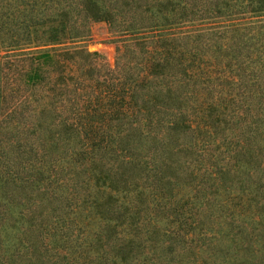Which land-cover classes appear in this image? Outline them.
Returning <instances> with one entry per match:
<instances>
[{"label": "trees", "instance_id": "16d2710c", "mask_svg": "<svg viewBox=\"0 0 264 264\" xmlns=\"http://www.w3.org/2000/svg\"><path fill=\"white\" fill-rule=\"evenodd\" d=\"M0 51V264H264V0H0Z\"/></svg>", "mask_w": 264, "mask_h": 264}, {"label": "rangeland", "instance_id": "374dc122", "mask_svg": "<svg viewBox=\"0 0 264 264\" xmlns=\"http://www.w3.org/2000/svg\"><path fill=\"white\" fill-rule=\"evenodd\" d=\"M116 38L105 23H90L85 38L70 44L82 46L88 52L98 53L108 68L111 69L114 66L116 56V43L114 42ZM4 54L0 51V56Z\"/></svg>", "mask_w": 264, "mask_h": 264}]
</instances>
